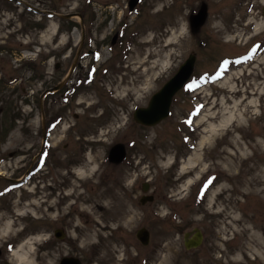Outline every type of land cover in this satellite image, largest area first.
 <instances>
[{"label": "rangeland", "instance_id": "374dc122", "mask_svg": "<svg viewBox=\"0 0 264 264\" xmlns=\"http://www.w3.org/2000/svg\"><path fill=\"white\" fill-rule=\"evenodd\" d=\"M108 1L0 0V264H19L13 250L31 238L32 264H51L58 255L46 260L42 245L57 228L66 233L62 255L85 264L92 253L98 264H264L263 185L248 181L264 174V10L234 13L231 0H212L194 27L199 0H144L127 39L111 45L124 12L118 17ZM173 32L178 39L167 47ZM192 53L194 76L170 116L155 126L136 122L135 109ZM91 62L92 81H76L73 65L86 74ZM70 84L80 86L66 104L60 93ZM51 120L48 163L23 186ZM202 139L198 167L184 172ZM116 143L127 147L123 164L108 160ZM145 194L155 200L142 203ZM8 220L15 222L5 234ZM141 226L150 245L137 239ZM195 228L203 244L187 249L184 234Z\"/></svg>", "mask_w": 264, "mask_h": 264}, {"label": "flooded vegetation", "instance_id": "af4514ba", "mask_svg": "<svg viewBox=\"0 0 264 264\" xmlns=\"http://www.w3.org/2000/svg\"><path fill=\"white\" fill-rule=\"evenodd\" d=\"M2 1L3 2L7 1L9 3V1H12V0H2ZM216 1L217 2H227L228 0H216ZM143 2H144V0H140V1H138V0H127L124 3H123V1H120V0H116V1L110 0V1H108L106 3V8L115 9V12H117V16L118 17H120V15H122L121 14L122 12H124V14L122 16L124 18V20L121 22L120 26H118V30H117V32H115V34L113 36L111 45H117L118 42L121 40L120 37H122V36L126 37L125 39H127V32L125 30L126 26H128L127 21L131 18V16L133 14H135L136 16H134V17L137 18V17H139V15H142V13H144L145 6H143V4H144ZM212 2H213L212 0H199V7L198 8L207 10L206 18L209 16V9H210V6H211ZM125 5L127 7L126 9H124ZM228 5H229V9H233L234 10V13L242 12L243 8H245V12H244L245 14H249V12H250L249 10L250 9H259V8H261L262 10H264V0H231ZM260 12H262V11L260 10ZM108 13H109V17H111L112 16L111 11L108 12ZM247 17H248V15L247 16L244 15L243 19L245 20ZM135 35H137V32L134 33V36ZM129 40L131 41V43H135V41L133 39H129ZM96 51H97L96 49H90V54L92 55L93 61H95L93 57H94V54L96 53ZM59 66H60V64H59ZM84 67L85 66L83 64H81V63L73 65L72 70H73V72L76 71V77L74 76V79L76 81L78 79L77 78L78 76L79 77L81 75L88 76V71L92 67V62L90 64V66H88L86 74L80 73L84 69ZM68 82L69 81H67L66 84ZM70 85H72V84H70ZM69 86L65 87L63 89V91L60 93L62 99L64 98V100L65 99L68 100V101H66L67 102L66 104H68L73 98L76 97L75 95L77 94V91H78V90H75L76 86L72 85V86H70L71 88H69ZM58 90H54L52 92L53 93H57ZM52 92L51 91H47L44 94V96H46V94L52 93ZM55 119H57V116L55 117ZM47 128L45 130V134H44V138H43V147L41 148V151H40V153L38 155V159L36 161V164L32 168H35L38 165L39 160H40V158L43 155L47 156L44 165L46 166L47 163H48V159H49V157L51 155V152H50L49 148L53 146V145L52 146H50V145H51V142H52L51 139L53 138L55 129L50 130L48 132ZM47 144H49V145L47 146ZM128 158H129V155H128V152H127V157H126L125 161H127ZM109 162L112 163L111 161H109ZM112 164L118 165L116 163H112ZM32 168L27 171V174L32 170ZM29 182H31V181L29 180ZM150 196L152 197V199L151 200L147 199L146 201L153 202L155 200V196H154V194H151ZM144 197H149V195H145V196H142L140 198L142 203H143L142 199ZM60 206L56 205V209H58ZM141 227H147V226H141ZM140 228H138V230ZM138 230L136 231V236H137V239L139 240V242L142 244L141 240L138 238ZM61 249L62 248H60V246H59L58 238H56L53 233L50 234L48 239L45 238V241H44V243L42 245V250L45 253H49L50 254V255H48V258H45V259L49 260V261L50 260L53 261L54 257H52V254H57L58 255L51 264H62V262L64 260V256L62 255ZM91 258L93 259V261L89 260V261H87L86 264H98L99 261L95 259V253H92ZM80 260H81V258H80ZM81 262H82V264H85L83 262V260H81Z\"/></svg>", "mask_w": 264, "mask_h": 264}, {"label": "water", "instance_id": "95a60500", "mask_svg": "<svg viewBox=\"0 0 264 264\" xmlns=\"http://www.w3.org/2000/svg\"><path fill=\"white\" fill-rule=\"evenodd\" d=\"M207 10L202 9L193 17V26H200L206 19ZM196 63V55L191 54L188 59L180 66L178 72L169 79L162 88L157 91L151 98L147 107H141L135 112V119L145 125H156L163 119L169 116L170 107L174 95L185 85L188 81L194 66ZM1 149V145H0ZM126 150L123 144L115 145L110 152V158L112 161L120 162L124 159ZM149 185H144V190H148ZM151 200L152 197H144L143 202ZM59 237H63L64 233L60 230L56 232ZM186 246L187 248L199 247L203 242V234L200 228H195L193 235L190 237L189 233L186 234ZM138 238L144 243L148 244L150 241V232L146 228L138 230ZM1 255V251H0ZM62 264H81L79 259L74 257L66 258Z\"/></svg>", "mask_w": 264, "mask_h": 264}, {"label": "bare ground", "instance_id": "6f19581e", "mask_svg": "<svg viewBox=\"0 0 264 264\" xmlns=\"http://www.w3.org/2000/svg\"><path fill=\"white\" fill-rule=\"evenodd\" d=\"M260 25H261V23L257 22L256 28H259ZM56 28H57V26H55L53 28V30L56 31ZM177 39H178V35L175 34L174 32L171 33L170 36L166 39L165 46L169 47V45L175 43L177 41ZM173 54H174V51L173 52L171 51L170 53L168 52L167 55L168 56H171ZM159 61H160L159 58L156 59V60H153V62L155 63V65L157 67L161 65V63ZM140 63H142V62H140ZM146 83L147 84H150L149 81L146 82ZM146 87H144V88H146ZM210 117L213 118V117H216V116L215 115H212ZM204 121L205 120L201 118V120L199 122L202 123ZM205 130H206L205 131L206 133L207 132L214 133L213 132V129H205ZM204 143H206L205 142V139H202L201 141H199L198 147L192 152V154L187 159H185L183 161V164H182L181 168H182V170L184 172H187V170H191L192 171V170L196 169V167H198V163H199V161L201 159L200 152H201V149H202ZM78 174L79 175H83L84 172L78 171ZM248 181L249 182H255L256 184L263 185L262 187L256 189V193L257 194L264 193V174L262 172L259 173V174H255V177H250L248 179ZM190 182H191V180L189 181V183ZM14 222H13V220H8L5 223V227H4V231L5 232H3V233H5V234L11 233V231H13ZM34 239H39V237L38 238H34ZM34 241L35 240H33L32 238L31 239H28V240H25L23 243H21L17 248H15L13 250V256H14V258L16 259V261L19 264H32L33 263V260H32V257H31L32 251H31V249H29V247L34 243Z\"/></svg>", "mask_w": 264, "mask_h": 264}]
</instances>
